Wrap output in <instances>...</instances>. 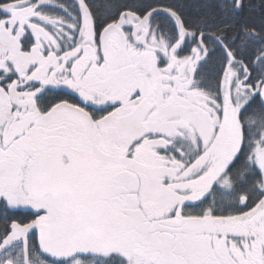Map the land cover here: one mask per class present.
Wrapping results in <instances>:
<instances>
[{
    "label": "snow or ice",
    "instance_id": "6c2138e0",
    "mask_svg": "<svg viewBox=\"0 0 264 264\" xmlns=\"http://www.w3.org/2000/svg\"><path fill=\"white\" fill-rule=\"evenodd\" d=\"M0 264H264V0H0Z\"/></svg>",
    "mask_w": 264,
    "mask_h": 264
}]
</instances>
